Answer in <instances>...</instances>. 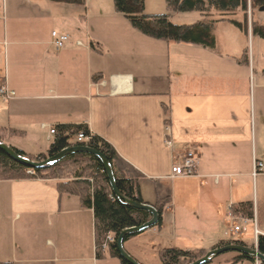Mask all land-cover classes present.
I'll return each instance as SVG.
<instances>
[{"label":"crops","instance_id":"1","mask_svg":"<svg viewBox=\"0 0 264 264\" xmlns=\"http://www.w3.org/2000/svg\"><path fill=\"white\" fill-rule=\"evenodd\" d=\"M85 1L83 10L0 0V87L15 93L0 98L3 142L36 157L48 150L26 154L28 137L48 131L51 144L50 128L86 125L108 143L141 176L142 202L154 208L167 202L160 229L124 242L139 264H159L162 249L207 254L227 241L256 248L264 237V175L253 177L252 170L264 162V79L250 61L238 63L246 47L152 39L107 0L92 8L101 0ZM52 32L69 37L62 49H55ZM188 151L197 159L195 175L173 177ZM57 182L0 181V263L122 264L108 249L97 256L92 209L60 194ZM242 203L252 204L253 218L229 221L230 206ZM234 257L224 253L208 264Z\"/></svg>","mask_w":264,"mask_h":264},{"label":"trees","instance_id":"2","mask_svg":"<svg viewBox=\"0 0 264 264\" xmlns=\"http://www.w3.org/2000/svg\"><path fill=\"white\" fill-rule=\"evenodd\" d=\"M56 4H67L85 10V0H49ZM167 9L171 13L196 11L203 20L188 25H175L170 21L169 14L150 15L144 12V0H112L116 14L128 20L131 26L146 37L174 42L179 44L215 48L214 25L218 22L228 21L239 31L248 35L245 23L229 19L237 11L247 15V0H165ZM256 4L264 6V0H255ZM262 6V7H263ZM253 35L264 40V26H251ZM248 49L246 48L238 59L240 65L249 64ZM264 76V70L262 72ZM54 141L49 145L48 151L36 157H30L14 149L20 155L32 160L41 161L56 155L60 151L72 146L91 147L102 153L112 166L113 175L119 192L126 198L137 203H143L138 181L141 176L128 164L122 161L114 149L104 140L90 134L86 125H61L55 128ZM6 130H0V140L5 141ZM12 133V131H11ZM84 134L88 141L77 142V136ZM10 146V145H9ZM11 147V146H10ZM12 148V147H11ZM58 180L56 186L60 194H68L79 198L82 207L92 209L94 215V231L96 238L97 256L102 257L100 250L107 236L116 241L119 234L125 229L138 227L148 222L151 216L144 211L134 210L118 201L108 184L106 174L98 159L86 154H74L66 157L58 164L44 170H29L0 151V181L12 180ZM167 202L155 207L159 219L154 228L160 229L162 225V212ZM231 214L246 220L253 218L251 203H242L232 206ZM126 238L125 241L132 238ZM229 244H240L235 241L221 242L217 247ZM257 250L264 256V237L257 240ZM110 254L126 264L118 255L115 242L108 247ZM231 264H238L244 260L255 261L246 255L234 253ZM205 253L183 251L180 249H162L158 253L159 264H191ZM6 264V263H0Z\"/></svg>","mask_w":264,"mask_h":264},{"label":"rangeland","instance_id":"3","mask_svg":"<svg viewBox=\"0 0 264 264\" xmlns=\"http://www.w3.org/2000/svg\"><path fill=\"white\" fill-rule=\"evenodd\" d=\"M96 2H102V0L93 1L90 5V8L94 7V4ZM105 3H107L109 8H113L112 0H107L105 1ZM262 6V4H256L255 0H247V15L245 16L241 11H237L234 16H231L229 18L233 21L242 23H245L246 21L248 27V35H245L241 31H239L234 27L232 23L228 21L216 23L213 30L215 39H217L219 42L221 41L226 45L230 43L232 45V48H234V44L237 47L240 45H244V48L246 47L248 49L247 51L249 61L251 62V69L254 71V74L258 79H264L262 75V71L264 69V40L252 34L251 26H264V11H260V8ZM86 8H88L87 5ZM144 8V12L150 15L169 14L170 21L175 25H188L203 20L200 14L196 11L176 13L169 12L165 0H144ZM83 12V15L85 16V11ZM226 49H231V47H226ZM47 133L48 131H43L41 133V139L31 136L23 141L22 145L25 147L24 149L26 154L35 155L36 153H43L48 150L50 142H48L47 140L45 141V135H47ZM10 145H13V143H11ZM156 254H158V252ZM156 254H150L149 259L157 263L158 260Z\"/></svg>","mask_w":264,"mask_h":264},{"label":"water","instance_id":"4","mask_svg":"<svg viewBox=\"0 0 264 264\" xmlns=\"http://www.w3.org/2000/svg\"><path fill=\"white\" fill-rule=\"evenodd\" d=\"M260 11H264V6L260 8ZM0 151L15 163L29 170H44L50 168L61 162L66 157L74 154H86L98 159L106 174L108 184L114 197L127 207H130L134 210L147 212L151 216L150 220L145 224L138 227L125 229L124 231H122L115 241L118 255L126 264H139L124 250L125 239L131 236L141 234L147 230H150L151 228H154L158 222L159 215L154 207L146 205L144 203H137L135 201H132L119 192L113 175L112 166L102 153L91 147L79 145L66 148L57 153L56 155L47 157L45 160L32 161L17 153L13 148L8 146L1 140ZM224 253H237L239 255H246L248 257L253 258L254 260L259 261L261 264H264V256L258 252L257 248H249L241 244H229L224 247L212 250L205 254L204 257L191 264H208L214 258Z\"/></svg>","mask_w":264,"mask_h":264},{"label":"built area","instance_id":"5","mask_svg":"<svg viewBox=\"0 0 264 264\" xmlns=\"http://www.w3.org/2000/svg\"><path fill=\"white\" fill-rule=\"evenodd\" d=\"M51 38L53 45L56 50L62 49L66 43L69 41V37L67 35H60L57 32L51 33ZM15 95L14 92L7 90L4 86L0 87V97L5 100H9ZM55 128H50L49 134L51 136H55ZM84 141H88V137L84 134H79L77 136V142L81 143ZM170 145V142L167 141ZM87 146V145H85ZM196 166H197V159L192 151H188L182 160L175 166L172 167V176L173 177H192L196 173ZM258 175H264V162L261 161H255L253 163V170H252V176L256 177ZM231 208H229V214H228V220L229 221H235L236 219H241L239 216H233L231 214ZM233 233H238L240 231V228L236 225L233 226L231 229ZM114 239L111 236H107L104 243L101 245L100 250L101 252H105L109 245L114 243ZM256 264H261L259 261L256 260Z\"/></svg>","mask_w":264,"mask_h":264}]
</instances>
